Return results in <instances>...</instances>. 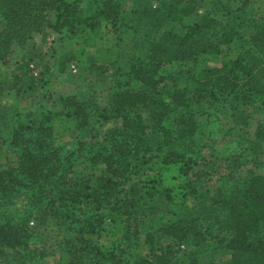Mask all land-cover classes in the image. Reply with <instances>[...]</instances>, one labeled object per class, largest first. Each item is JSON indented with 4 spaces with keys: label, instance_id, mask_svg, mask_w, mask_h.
Wrapping results in <instances>:
<instances>
[{
    "label": "rangeland",
    "instance_id": "1",
    "mask_svg": "<svg viewBox=\"0 0 264 264\" xmlns=\"http://www.w3.org/2000/svg\"><path fill=\"white\" fill-rule=\"evenodd\" d=\"M159 1L126 0L120 13V30L116 33L100 26L70 38L47 25L40 33H35L24 48H13L7 63L0 65V169L14 166L19 161L12 132L19 121H23L24 113L60 109V96L74 92L93 96L102 106L110 108L115 93L137 86L129 79L127 70L137 56L146 54L152 40L163 36L167 43L181 42L189 28L206 15L212 20V28L201 30L200 34L214 42L226 32L233 36L228 43L220 41L217 52H199L179 66H167L168 77L161 82L156 96L170 101L174 75L179 76L183 85L187 72L200 76L203 68L229 66L230 60L246 44L256 23L264 20V0H161L162 6L154 8L152 4ZM80 2L83 12L89 15L88 0ZM166 10L171 12L170 16ZM54 20L51 15L52 23ZM196 34L193 32L192 36L196 38ZM186 44L193 45L190 36ZM215 80L220 86L219 78ZM263 102L264 98H259L232 108L230 103L213 98L194 101L195 111L199 106L194 116L195 126L186 138L175 137L176 122L187 114L185 110L174 107L165 121L168 129L155 131L154 118L139 105L137 110L142 112L148 126L153 151L139 153L134 159L121 193L127 200H134L137 208L127 206L129 212L134 210L128 214L100 210L106 217L99 242L109 249L120 246L124 256L131 260L137 256L147 257L150 247L158 241L161 243L159 226L180 218L189 219L195 211L206 215L209 204L220 194L247 183L250 170L264 173ZM117 123V120L109 119L105 128ZM52 125L53 134L60 142L76 141L74 118L58 115ZM162 140H168L167 144H157H163ZM168 153L172 163L162 161ZM183 159H188L187 166H192L188 175L179 171ZM73 166L74 181L95 185L100 171L89 161L79 157ZM25 205V200L20 197L8 208L18 213L26 208ZM84 208H87L86 214L94 210L93 204H86ZM54 210L55 207H48L43 213H32L28 228L34 235L37 253L28 264H67L69 260L68 236L57 224ZM207 223L208 220H197L201 229ZM148 232L154 235L152 241H147ZM230 236V232H223L214 239L206 234L194 238L176 246L177 257L182 262L191 257L196 258L198 264H229L227 245ZM261 237V234L249 235L252 240ZM85 258L86 264H94L91 258ZM0 264H15L12 250H4Z\"/></svg>",
    "mask_w": 264,
    "mask_h": 264
},
{
    "label": "trees",
    "instance_id": "2",
    "mask_svg": "<svg viewBox=\"0 0 264 264\" xmlns=\"http://www.w3.org/2000/svg\"><path fill=\"white\" fill-rule=\"evenodd\" d=\"M125 2L88 0L90 14L86 15L80 0H0V65L7 63L14 47L24 48L31 37L47 25L70 38L100 26L118 32ZM152 6L160 8L161 0ZM169 8L172 10L171 6ZM166 13L170 16L171 12L166 10ZM51 15L55 18L53 23ZM211 22L209 16H204L201 22L189 28L183 41L175 44L167 43L163 36L152 40L146 54L137 56L127 70L129 79L137 86L115 93L110 108L102 106L93 96L74 92L60 96V109L24 113L23 121H19L12 132L19 161L0 169V255L9 248L15 264H28L37 253L34 235L28 228L32 213H43L48 207H55L57 224L68 236L67 264H86L85 257L91 258L94 264H198L197 259L191 257L186 262L180 261L176 246L205 234L214 239L223 232L231 233L227 245L229 264H264V173L252 170L243 187L225 191L209 204L207 216L195 211L189 219L180 218L159 226L161 243L158 241L150 247L147 257L137 256L131 260L124 256L120 246L116 250L109 249L99 242L106 217L100 210L128 214L134 210L129 212L127 206L137 208L134 200H127L121 193L134 159L139 153L153 151L148 126L142 112L137 110L139 105L154 118L155 131L166 127L165 121L174 107L185 110L187 114L176 122L175 137L186 138L195 126L194 116L199 106L195 111L194 101L213 98L230 103L234 108L240 103L264 98V20L256 23L229 66L203 68L200 76L187 72L183 85L179 76L174 75L170 101L156 96L161 82L168 77L167 66H179L199 52H217L220 41H232L233 36L228 32L217 42L200 34L201 30L212 28ZM193 32L198 33L196 38ZM189 36L193 39L192 46L186 44ZM58 115L75 119L76 141L60 142L53 134L52 124ZM109 119L118 123L105 128ZM162 141L163 144H157L168 142ZM168 155L162 159L164 163H172ZM79 157L100 171L94 186L74 181L73 164ZM182 161L179 171L188 175L192 166H187L188 159ZM158 187H161L160 182ZM20 197L25 200L26 208L16 213L8 206ZM86 204L94 207L88 214L87 208L83 210ZM199 219L208 220L206 227L198 228ZM250 234L262 237L252 240ZM146 236L147 241L153 240V233L148 232Z\"/></svg>",
    "mask_w": 264,
    "mask_h": 264
},
{
    "label": "built area",
    "instance_id": "3",
    "mask_svg": "<svg viewBox=\"0 0 264 264\" xmlns=\"http://www.w3.org/2000/svg\"><path fill=\"white\" fill-rule=\"evenodd\" d=\"M71 67L75 70L76 68H75V66H74V64H71Z\"/></svg>",
    "mask_w": 264,
    "mask_h": 264
},
{
    "label": "crops",
    "instance_id": "4",
    "mask_svg": "<svg viewBox=\"0 0 264 264\" xmlns=\"http://www.w3.org/2000/svg\"><path fill=\"white\" fill-rule=\"evenodd\" d=\"M6 79V77H4V80Z\"/></svg>",
    "mask_w": 264,
    "mask_h": 264
}]
</instances>
